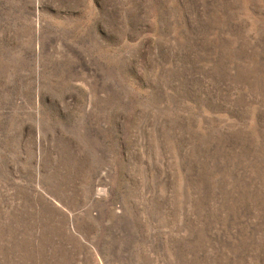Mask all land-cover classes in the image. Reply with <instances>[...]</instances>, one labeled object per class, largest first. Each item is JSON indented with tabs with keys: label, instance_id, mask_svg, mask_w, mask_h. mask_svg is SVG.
I'll use <instances>...</instances> for the list:
<instances>
[{
	"label": "rangeland",
	"instance_id": "1",
	"mask_svg": "<svg viewBox=\"0 0 264 264\" xmlns=\"http://www.w3.org/2000/svg\"><path fill=\"white\" fill-rule=\"evenodd\" d=\"M0 264H264V0H0Z\"/></svg>",
	"mask_w": 264,
	"mask_h": 264
}]
</instances>
